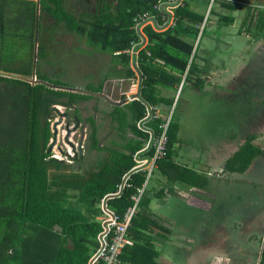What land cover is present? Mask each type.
<instances>
[{"label":"trees","instance_id":"trees-1","mask_svg":"<svg viewBox=\"0 0 264 264\" xmlns=\"http://www.w3.org/2000/svg\"><path fill=\"white\" fill-rule=\"evenodd\" d=\"M156 2L117 0L115 9L105 3L99 10L87 9L76 15L62 0H41L40 12L44 18L47 15L55 18L57 32L64 30L79 38L86 37L89 46L120 60L118 63L130 79L136 78V73L130 68V55L124 51L142 42L140 33L133 28L134 20L152 10ZM227 7L236 9L231 4ZM38 11V4L33 1L0 0V56L2 61L7 57L10 64L8 67L0 64V71L30 79L35 75L38 80L69 87L64 82L48 80L38 71V57L46 58L43 35L40 33L39 41L36 40L37 31L43 28ZM178 15L181 18L174 29L161 33L150 27L144 29L148 41L139 47L136 57L142 73V100L116 107L113 116L124 139L128 131L141 140L147 139L144 124L138 126L146 114L145 103L159 106L169 115L183 76L187 72L188 81L200 71L194 41L200 36L205 15L192 8L180 10ZM219 20L230 25L234 17L224 15ZM118 52L122 53L114 55ZM195 83L204 84L202 79H196ZM104 87L105 84L89 86L87 90L102 92ZM88 99L92 96L0 75V264H107L99 252L104 241L110 243L114 232H105L101 207L104 202L114 216L123 220L134 205L132 197L142 188L146 193L155 171L167 181H181L199 188L207 185L198 173L173 161L172 149L179 131L173 118L168 129L167 153L155 163L151 173L141 170L136 161L142 141L131 140L121 151L100 149L94 124L90 132L91 149L108 151L107 158L97 159L94 166L86 167L88 158L80 153L73 158L66 155L67 160L55 158L49 149L54 136L51 125L59 115L57 106L71 110ZM77 112L74 111L75 115ZM163 122L164 119H153L149 123L156 135L161 132ZM254 139L255 136L248 135L238 152L226 162V172L244 174L256 158L264 157V150L254 144ZM150 152L151 160L156 152L153 148ZM145 193L128 229L132 245L122 249L115 264H162L161 250L154 240L167 234L156 233L165 228L147 214L150 199ZM259 264H264V245Z\"/></svg>","mask_w":264,"mask_h":264},{"label":"crops","instance_id":"crops-1","mask_svg":"<svg viewBox=\"0 0 264 264\" xmlns=\"http://www.w3.org/2000/svg\"><path fill=\"white\" fill-rule=\"evenodd\" d=\"M29 1H33L38 4V10H39L38 14L42 18L40 23H42L43 28L40 29L41 32L37 31L36 40L37 42L39 41V35L41 33L43 35V38L45 39L46 49H47L48 42L51 41L49 35L50 36L52 35L53 32L52 29L55 27L54 26L55 18L52 15H47V17L45 18L41 15L40 12L41 0H29ZM62 1L64 6H66V8H67V4H71L74 7L70 9L67 8L70 11L72 9H79L77 11L79 13L78 15L81 14L82 9L90 10L92 8L93 10L96 11L101 9L105 3H110L112 7H113V2L117 3V0H62ZM209 1H210V5H209L210 7L208 11L204 14L205 19L201 27L200 36L207 22H210V13H211L210 11L213 6V3L218 1L219 8L217 11V23H218L217 25L224 26L227 28L230 27V30L235 29L234 32H232V34H235L238 37L245 36V38H248L250 32L251 31L253 32L255 39L253 38V40L250 41L253 42V56L255 62L248 63L247 65L243 64L240 65L239 67L236 66L230 69V67L227 66V64H225L226 62L224 61H223L224 63H220L218 61L215 62L213 59L216 56H213L212 60L210 61L207 59L208 63L204 65L203 63H206V60H204V58L206 57L200 58V60L197 62L198 64L197 68L198 70H200L199 73L191 75L190 80H188L190 84H192L190 96L193 94V92L196 94L194 96V98L196 99L195 105L197 109L202 110V112L196 111L195 118L190 123L191 126L193 125V128L196 132H190V135H182V132L185 130L184 123H182L183 117L179 116L176 120H174V115H175L173 114L174 106L169 112V114L172 112V118L174 122H176L179 125V131L177 132V140L175 141V144L172 149L173 161L182 167L191 169L196 173H198L200 176H202L205 179V181L203 180V182H206L207 185H205V187L203 188L201 187L199 188L196 186H190L181 181L178 182L167 181L164 177L161 176L159 171H155L152 178L149 180L145 193V196L150 199V205H149V209L147 210V214L150 217H152L154 220H156L160 225H162L165 228V230L162 232L167 234L166 236L164 235L165 237H163V239L166 242H164V246L161 250V255L159 259L161 260L162 257V260L160 261L162 264L179 263V262L178 263L174 262L173 259L170 261V259L167 258L166 256L167 254L168 256L173 258L172 255L173 252L174 254L176 253L177 245H181V242L178 240L176 236H174L171 239V234H175L174 233L175 224L177 223V219L174 217L175 219H173L172 221L170 216L178 215L174 213V211L177 208L179 210L185 209L189 214L188 216L194 215L195 217H198V216H202L204 213L205 216H209L208 212L209 211L211 212L213 210L217 200V196H215L216 194L220 193V191L223 189L230 190L232 183L242 182L243 184L244 182H247V180L243 178L244 176L249 174H252V177L258 176V174L260 173L262 174V169H264V164L261 163L260 165H257L259 163L256 162L258 160L260 161L262 158L264 159V157H258L253 162L249 170L244 174H238V173L230 174L225 171L226 162L232 157L234 153L238 152L240 147L245 143L248 135L255 136L254 144L264 150V146L262 147V143H264V130L262 128L263 126L262 120H264L263 118L264 116V58H263L264 57V0H157V2L153 5L152 10H148L145 12L150 16L151 22H148L145 26L141 28V31L139 30L138 32L140 33L142 40L145 41V45H146L148 41V36L146 33H144L145 28L150 27L157 33L174 29L175 27H177L178 22L180 21L181 18V16L178 15V12H180V10L182 11L188 8L189 9L192 8V10H194L195 12L201 13L199 7L202 6V3L206 4ZM253 2L254 5L257 3L256 6L262 10L258 12L253 11L252 10ZM223 3L226 5L223 6L222 5ZM228 4L233 5L234 7H236V9L235 10L228 9L227 7ZM224 15L234 17V22L231 23L230 25L222 24L219 19ZM248 23H250V25L253 24L254 29L247 28ZM134 24H136L135 20H134ZM239 25L240 27L237 28V26ZM133 28L138 30L135 25ZM58 32L60 33L61 31ZM63 32L69 33L64 30ZM77 38L82 40V38L79 37ZM84 39H86V37H84ZM186 39L191 40V38L189 37ZM90 48L95 50L96 53L99 52L98 55L100 56H104V55L110 56L107 72L105 74H102L100 77H97L95 82L91 84V86L94 87H99L101 84H105L104 90L102 92H94V93L104 94L107 97L108 101L104 98L94 97L93 95H89L87 93L74 92V93H80V94L92 96V99L81 101L76 106H74L73 109L70 110L71 113H67L66 118L63 115L62 117L66 119V122L70 120L72 127L77 126V125L75 126L74 124V122L76 123L75 119L79 120L80 124L82 125L81 126L82 132H84V135L80 139V142L82 143L84 140L88 139L90 143L89 144L90 148H91L90 134L88 136L89 138L88 137L86 138L85 132L87 131L91 132L92 124H94L98 130L97 136L100 141L99 144L100 149L104 147H109L112 149V151H121L131 140L142 141L141 149L136 153L135 156L137 159L136 161H138L139 163V166L140 165L145 166L146 162L150 160L149 158V154L151 153L150 152L151 147H149L150 139L153 135H156L153 127H151L149 123L153 119H157V120L164 119L165 117H167L168 113L166 111H162L161 107L159 106L145 103L146 114L144 116V119L138 122V126L144 124L142 128L144 132H146V134L148 135L147 139L141 140L138 137H136L133 133H131V131H128L126 133L125 135L126 138L124 139L120 135L118 124L117 122H114L113 116L116 107H124L125 105L130 104L135 100H142L141 99L142 73L138 67L139 66L138 64H140L138 59L136 58L138 56L130 55V63H131L130 68L135 71L136 78L129 79L125 76V72H124L125 68L122 67L123 65L121 66L120 63H118L120 62V60L114 58L110 53H106L104 51L95 49L93 47ZM121 53L122 52H118L115 53L114 55H119ZM194 53H195V48H194ZM191 61L192 59L190 60V62ZM253 64L254 66H252ZM235 69L236 71H234ZM258 72L263 73L260 77H258L260 79V82L257 81V77H256V74ZM0 73H4V72L0 71ZM92 75H96V72H94V74ZM244 75L246 78L249 79V82L246 84L247 89L251 91L252 88L254 92V93L253 92L249 93L248 99L245 98L247 101H250V103H252L253 105H256L254 109V116H251V119L247 122L245 129L243 130L241 129V131L240 129H237L236 131L234 130L231 131V129L227 127V123L225 121H221V119L218 120V126L215 128L214 127L215 119L213 116H211L212 123L209 126L208 119L210 117H207L205 121L204 118H202L200 115L202 113H205V111H208V109H206L207 105L202 103L200 104L198 100L199 98L197 99L198 95L203 96L207 89L211 90L214 87V90H216L214 91L215 92L214 95L216 99L219 101V103H223L222 104L223 108L225 106V102H226L225 100H228V98H232L238 95L236 99H238V101H241L244 99L242 87L239 90L237 86H233L232 84L237 83L239 78H241V76ZM187 76L188 73L186 72V74L183 76V81H182L183 83L185 82L187 83L186 80ZM196 79H202L204 84L201 86H197L195 83ZM64 87H68V86H64ZM80 89L89 91L87 90L88 89L87 85H85L83 88ZM89 92H93V91H89ZM139 94H140V98H138ZM212 95L213 92L211 96ZM169 97H173V96L171 95ZM219 97L221 98L225 97V100L223 101ZM176 100L177 98H175V101ZM152 108L155 109V113L157 114V117L151 120L150 119L145 120V118L150 114V110ZM223 108L221 111L224 110ZM75 110L78 111L77 115H75L74 113ZM239 111H241V109H239ZM72 113L73 116H70L69 114ZM221 114L224 116L226 113L222 112ZM257 122L259 123L261 122L262 124L261 128L259 127L261 131L247 132L253 127L254 123L256 124ZM79 126H78V130L75 131L77 133L78 131H80ZM105 132H111L110 134H112L110 146L103 145L104 141H102L103 138L101 136L104 135ZM52 139H54V136ZM174 150L176 151V156L174 154ZM94 152L96 153V155H94V159L96 160L95 162L101 160L102 158H107V156H109L110 154L106 150H99V149L94 150ZM76 153H80L81 155H83L82 152L80 150L77 151V149H76ZM103 153H106V155L105 156L102 155ZM257 170H258V174H257ZM216 171L220 172V174H215ZM128 177L125 178L124 183L127 181ZM244 195L243 197L239 196L238 201L242 199L245 201ZM231 199L232 198L229 196V200ZM171 200H173L172 206H168ZM255 206L259 207L258 203L255 202ZM101 207L104 210L103 225L105 227V232H106L107 231L106 225H108L109 221L114 216V214L108 208L106 202H104L101 205ZM187 224L191 226L192 229L189 230L186 229V232H197L200 229L203 230L207 228L206 221L204 218L202 219V217H200L199 219H195L192 222L189 221L187 222ZM187 242L188 244L189 242H191V237L187 238ZM262 244L264 245V241H262ZM263 245L261 246V248H263Z\"/></svg>","mask_w":264,"mask_h":264},{"label":"rangeland","instance_id":"rangeland-1","mask_svg":"<svg viewBox=\"0 0 264 264\" xmlns=\"http://www.w3.org/2000/svg\"><path fill=\"white\" fill-rule=\"evenodd\" d=\"M256 4L254 5L253 2L252 10L256 12L261 11L262 9L258 8ZM209 5L210 1L206 4L202 3V6L199 7L201 13L205 14L210 7ZM116 6L117 3L113 2L114 9ZM67 8L70 9L74 7L71 4H67ZM218 8L217 1L213 3L211 8L210 22H207L201 36L194 41L196 63L200 58L206 57L204 58L206 63H203V65L207 64V59L210 61L213 56H216L213 59L215 62H226L225 64H227L230 69L236 66L239 67L243 64L247 65L248 63H254L253 42L250 41L253 40V38L255 39L253 32H250L248 38H245V36L238 37L237 35L232 34L235 29L230 30V27L227 28L217 25ZM78 10L79 9H72L71 11L78 15ZM83 10L84 9H82V11ZM239 27L240 25L237 26V28ZM247 28L254 29V26L253 24L250 25V23H248ZM57 30L58 26H55L52 29V35H49L51 41L48 42L46 58L38 57V71L44 73L48 80L61 81L72 88L80 89L85 85H87V87L91 86L97 77H100L107 72L110 56L98 55L99 52L96 53V51L88 45L87 38H82V40H80L77 38L78 36L74 34H69L63 31L59 33L56 32ZM35 57H37V54H35ZM4 59L5 60L2 61V56H0V64L4 67L10 66V64L8 65L7 57ZM252 66H254V64ZM234 71H236V69ZM94 72H96V75H92ZM262 74L263 73L261 72L256 74L258 82H260L258 77ZM34 77L36 76L34 75L32 78ZM248 82L249 79L244 75L239 78L237 83L232 84L233 86H237L239 90L242 87L243 100L238 101V99H236L238 95L228 98V100H225V97H219L221 100L226 101L224 108L222 105L223 103H219L214 95V91H216L214 90V87L211 90L207 89L203 96L198 95L197 99L199 98L198 100L200 104L207 105L206 109H208V111H205V113L200 115L205 121L207 117H210L208 119L209 126L212 123L211 116H213L215 119V124L213 122L215 128L218 126V120L221 119V121L227 123V127L231 129V131H236L237 129H240L241 131V129H245L251 116H254V109L256 107V105H253L250 101L246 100L249 98V93L253 92L252 88L251 91L247 89L246 84ZM191 89L192 84L187 81V83H183V85L179 87V90L174 94V97L177 98L173 110V114H175L174 120L179 116L183 117L182 123H184L185 130L182 132V135H190V132H196L193 125L191 126L190 123L195 118L196 111L202 112V110L197 109L195 105L196 99L194 96L196 94L193 92L190 96ZM212 92L213 95L211 96ZM57 108L61 113L64 112L63 114L71 113L70 110H66L64 107L57 106ZM222 108L224 109L223 111H221ZM239 109H241V111H239ZM222 112H225L226 114L223 116L221 114ZM69 115L73 116V113ZM61 118L63 119L62 123L57 126V142L52 150L49 151L57 159L67 160L68 158L66 157V154L70 158L76 157L77 149V151L80 150L82 154L88 158L85 161V167L94 166L96 161L94 155H96V153L90 148L88 139L84 140L86 142H80V139L82 138V136L79 135L80 131H78V134L77 132H72L69 137L73 146L66 142V119L63 118L61 114L57 115L52 122V133L54 134V124ZM262 121V128L264 130V120ZM262 124L261 122L254 123L255 126L253 125V127L247 132L261 131L260 128ZM110 133L111 132H105L104 135H100L103 138L102 141H104V146L111 145L110 141L112 134ZM89 134L90 132H85L86 138ZM52 143L53 139H51L50 144ZM263 146L264 143H262V147ZM59 148L67 153H61ZM174 154L176 156L175 150ZM102 155L105 156L106 153H103ZM256 162L259 163L257 165H260L261 163L264 164V159L262 158L260 161L258 160ZM215 174H220V172L216 171ZM263 174L264 169H262V174L260 173L258 176H254V174V177H252V174L246 175L243 178L247 180V182H244L243 184L242 182H235L232 183L231 189L229 188L230 190H221L220 193L215 195L217 196V200L213 210L208 212L209 216H205V213L198 217H195L194 215L188 216L189 214L185 209L179 210L177 208L174 213L181 216H170L172 221L175 218L177 219V223L175 224V234H171V239L176 236L181 242V245H177L176 253L174 254L173 252L172 255L173 258L166 254L167 258H169L170 261L173 259L174 262H179L178 264H259L262 249L261 246L263 245L262 241H264ZM243 195L245 201L243 199L238 201L239 196L243 197ZM229 196L232 198L231 200H229ZM172 201L173 200L169 202L168 206H172ZM255 202L258 203L259 207L255 206ZM200 217L205 219L207 228L203 230L200 229L197 232H186V229H192L187 222H192ZM156 233L166 235V233L159 230H156ZM189 237H191V242H189L190 245L187 242V238ZM154 241L156 248L162 250L164 242L166 241L160 237H156Z\"/></svg>","mask_w":264,"mask_h":264},{"label":"built area","instance_id":"built-area-1","mask_svg":"<svg viewBox=\"0 0 264 264\" xmlns=\"http://www.w3.org/2000/svg\"><path fill=\"white\" fill-rule=\"evenodd\" d=\"M135 21H136L135 24L136 28L138 29V31L139 30L141 31V28L143 26H145L148 22H151V18L147 13H143L139 15ZM138 43L139 44L137 43L133 44L131 49L126 50L125 52L131 56H138L139 47L142 45L145 46V41L142 40V42H138ZM149 117L151 118L157 117V114L155 113V109L152 108L150 110V114L145 118V120H148ZM171 118H172V112L169 115H167V117L164 118V122L160 125L161 132L151 137L149 142V147L153 148V150L156 153H154V156L151 158V160L146 162L145 166L142 165L138 166L141 170L148 169V171L151 173L155 166V163L158 160L164 158V156L166 155L167 144L169 140L168 129L170 126ZM144 193H145V189L142 188L138 190L137 195H134L132 197V200L134 201V205L127 210L123 220H119L117 216H113L109 221L108 225H106L107 232L110 230L114 232L110 243L104 241V243H102L103 245L102 250L99 252V257L103 258L107 262V264H115L119 262V255L122 249L126 245H132V242L127 237V233L129 227L131 226L132 218L135 216L137 212L138 204L141 198L143 197Z\"/></svg>","mask_w":264,"mask_h":264},{"label":"water","instance_id":"water-1","mask_svg":"<svg viewBox=\"0 0 264 264\" xmlns=\"http://www.w3.org/2000/svg\"><path fill=\"white\" fill-rule=\"evenodd\" d=\"M0 75L6 76V77H9V78H15V79L23 80V81L29 82V83H31L33 85L42 84V85L48 86V87L53 88V89H58V90L87 93L89 95H93L94 97L104 98V99H106L108 101L107 97L104 94H98V93L89 92V91H85V90H81V89H75V88H72V87L56 86V85L50 84L49 82H46V81H43V80H37L36 77H34L33 79H29V78H25V77H22V76H19V75H12V74H5V73H0ZM138 98H140V94H139ZM59 114H60V112H59ZM61 115H63L65 118L67 117V114L61 113ZM62 120L63 119L61 118L59 121H57L54 124V127H53L54 139H53V143L51 145L50 151L52 150V148L55 146V144L57 142V131H58L57 126H58V124L62 123ZM75 120H76V123H77L76 127H72L71 126V121L70 120L65 123V130L67 131L66 142L69 145H72V146H73V144L70 142L69 137H70L72 132H75V131L78 130V126L80 124L78 119H75ZM59 151L61 153L64 152V150H62L61 148H59Z\"/></svg>","mask_w":264,"mask_h":264},{"label":"flooded vegetation","instance_id":"flooded-vegetation-1","mask_svg":"<svg viewBox=\"0 0 264 264\" xmlns=\"http://www.w3.org/2000/svg\"><path fill=\"white\" fill-rule=\"evenodd\" d=\"M79 123H80V122H79ZM74 124H75V126L77 125V123H75V122H74ZM81 126H82V125L80 124V126H79V127H80V128H79V129H80L79 135H80V136H83V135H84V132H82V127H81ZM77 134H78V133H77Z\"/></svg>","mask_w":264,"mask_h":264}]
</instances>
